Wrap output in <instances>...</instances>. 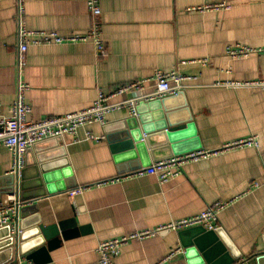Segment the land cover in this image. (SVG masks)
<instances>
[{"label":"crops","instance_id":"obj_1","mask_svg":"<svg viewBox=\"0 0 264 264\" xmlns=\"http://www.w3.org/2000/svg\"><path fill=\"white\" fill-rule=\"evenodd\" d=\"M88 1L22 0L25 28L61 36L87 34L93 26ZM207 3H227L231 8L195 11ZM99 4L105 56H98L92 43L30 44L20 69L19 3L0 0L2 116H12L20 83L29 86V120L41 121L87 110L99 92L109 94L152 78L155 72L178 68L191 80L183 83L180 96L163 98L175 124L163 132L172 137L150 133L153 153L141 161L125 145L130 115L116 111L107 116L105 125L82 127L64 136L59 145L44 142L30 148L26 160L30 167L45 170L39 174L47 194L30 205L38 206V211L28 217L27 226L38 217L45 226L72 224L63 232L67 238L60 233L52 239L56 243L48 251L49 261L16 256L7 262L8 255L1 250L0 264H16L20 259L23 264H99L96 250L102 241L154 230L201 214L217 201L236 199L220 214L219 224L247 264L264 253V87L218 84L264 81L263 54L237 59L226 55L229 46L264 48V0H99ZM202 59H209L210 65L191 63ZM154 90L148 88L147 93ZM120 100L113 98L110 103ZM153 116L154 111L145 108L146 123L138 118L139 128L156 129ZM252 135L259 138L258 148L188 164L166 184L155 176H131L170 154L214 151ZM12 164L11 151L0 147V189L10 187L3 180L13 176ZM14 177L15 191L19 183L21 196V178ZM103 182L108 183L97 187ZM253 184L258 187L251 189ZM33 189L27 193H34ZM78 189L83 190L74 193ZM182 232L132 241L114 264H158L178 248L183 253L164 264H189Z\"/></svg>","mask_w":264,"mask_h":264},{"label":"built area","instance_id":"obj_2","mask_svg":"<svg viewBox=\"0 0 264 264\" xmlns=\"http://www.w3.org/2000/svg\"><path fill=\"white\" fill-rule=\"evenodd\" d=\"M209 1V0H206ZM19 3V40L20 55L19 67L23 68L26 64V53L30 44H63V43H92L95 46L98 56L106 55V47L102 40V11L99 0H89L88 10L93 18V26L91 30L84 35L61 36L55 32H29L24 24V10L22 0ZM231 6L227 3L212 4L207 3L198 7V12H213L229 10ZM34 38V39H33ZM263 54L264 48L255 50L249 47L229 46L226 49V55L232 59L247 57L250 54ZM202 66L210 65L209 59H202L191 62ZM191 80L187 76L181 74L177 69L169 73L155 72L152 78L136 81L125 86L118 87L116 90L105 94L99 92L98 98L94 105L80 112L67 114L60 117H50L41 121L29 120L31 108L26 103V93L29 86L24 83L18 85L17 97L12 106V116L10 118L3 117L0 106V147H4L11 151L13 156L11 175L21 178L22 171L26 166V154L34 145L49 139L63 138L66 135H74L78 129L93 124H106L107 116L116 111H127L130 117H137V108L142 102H153L161 100L167 96H176L184 90L183 83ZM175 83V86H171ZM218 86H259L264 87V81L248 82V83H225ZM155 88L154 92L147 93L148 88ZM121 98L117 103H110L113 98ZM258 136H249L228 142L220 149L214 151L195 150L179 156L161 159L154 162L151 166L142 168L131 176H155L158 182L163 185L171 179L182 174L185 166L200 160L215 157L221 154L233 151L258 148ZM113 180L111 182H116ZM108 182L97 184V187L103 186ZM258 184H253L251 189L257 188ZM84 189V188H83ZM83 189L74 191L82 192ZM236 200L224 202L217 201L201 214L190 218L175 220L167 225L160 226L154 230H145L124 235L119 238L102 241L97 246V254L99 256V264H114L115 260L120 256L122 249L132 241H143L154 236H158L166 232L179 233L193 228H203L206 231L216 232L220 230L219 216L230 208ZM33 202H24L19 194V183L17 190L13 195H8L0 202V228L11 227L12 234L18 236L21 234V210L30 206ZM182 249L178 248L170 253L169 256L158 264H164L171 261L176 256L182 254ZM22 258V257H21ZM23 259L16 260V264H23ZM32 264V263H30ZM236 264H245L244 260H240Z\"/></svg>","mask_w":264,"mask_h":264},{"label":"water","instance_id":"obj_3","mask_svg":"<svg viewBox=\"0 0 264 264\" xmlns=\"http://www.w3.org/2000/svg\"><path fill=\"white\" fill-rule=\"evenodd\" d=\"M181 93L176 96H180ZM167 102L168 101L166 99L156 100L147 103L142 102L137 108L138 116L129 118V131H125L126 149L134 155H137V157H140L141 161H145V159H148L149 153H153L152 151L154 148L151 143L152 136H150V133L159 131L163 134V136H166L167 138L172 137L170 136V132H163L167 131L168 128H175V124L172 117L167 115ZM147 107H150V110L154 111L153 117L154 120L157 121V128L155 129V127L152 126L154 130L147 127H142V129H140L139 125L137 124L138 118L139 120H141L142 124L146 123L143 114L144 109ZM150 120L148 124L150 123ZM172 131L174 130H171V132ZM49 140L50 141L46 140L44 142H51L55 145H59L62 141V138H54ZM44 142L34 145L33 148L37 149L39 146H42ZM28 153L29 151L27 152V155ZM178 155L181 154H170L167 158ZM39 171L45 173V170H38V168L34 166L30 167L28 159L26 160V167L22 171L21 175L22 201H37L38 199L47 194V192H45V190L43 189ZM3 181L9 182L10 187L0 189V202L3 196L13 195L16 189V179L14 176H7ZM30 187H33V190L35 191L32 194L27 193L28 188ZM37 211L38 206H29L21 210V234L19 235V237L12 234L10 226L0 228V235H2L0 237V242L2 243L0 244V251L3 250L5 251V254L8 255L7 262H10L13 257L16 256L26 257L28 261L34 262L43 261L40 259H44L46 257L44 261H49L50 258L48 256V251H50L56 243H53L52 239L59 236L60 233H62L64 238H67V234L63 232L71 222H62L58 224L53 223L49 226H45L42 223V219L38 217L33 222V225L29 224L30 226H27V222L29 221L28 217H30V215H34L35 213H37ZM188 234L190 237L188 238V240H186ZM180 237L181 244L185 249V255L189 260V264H236L242 259V255L236 253L232 242L226 236L223 235L221 229L216 232H212L206 231L205 229L198 227L185 230L184 232L180 233ZM263 261L264 253L252 257L248 260L247 264H261Z\"/></svg>","mask_w":264,"mask_h":264}]
</instances>
